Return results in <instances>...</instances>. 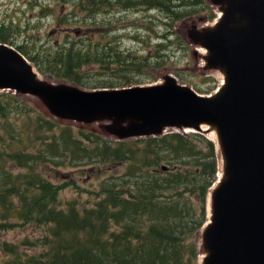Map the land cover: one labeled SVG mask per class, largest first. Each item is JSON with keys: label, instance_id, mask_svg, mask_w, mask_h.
I'll use <instances>...</instances> for the list:
<instances>
[{"label": "trees", "instance_id": "trees-1", "mask_svg": "<svg viewBox=\"0 0 264 264\" xmlns=\"http://www.w3.org/2000/svg\"><path fill=\"white\" fill-rule=\"evenodd\" d=\"M106 1L74 3L91 13L105 8ZM117 1L125 6L141 1L177 16L181 9L205 0ZM66 16L61 21L69 24L103 22L92 15H78V20ZM1 26L0 40L14 42L11 26L6 22ZM101 35L67 33L50 54L28 48L30 41L16 46L40 71L73 83L124 86L145 73L151 62L148 54L124 51L117 43L108 45ZM156 46L152 51L159 57ZM90 64H99L110 78L89 82L83 66ZM117 70L123 72L115 75ZM39 106L22 94L0 92V213L7 220L44 230L37 236L0 241L10 255L5 264H199V234L208 218L207 195L219 171L213 139L195 131L112 139L61 125ZM4 136L15 141L8 144ZM16 141L21 148L13 147ZM67 158L111 167L114 172L99 179L96 196L93 188L83 189L74 179L61 183L47 175L49 168L62 169ZM19 167L23 171H15ZM66 186L78 192L63 198ZM88 191L93 196L83 200Z\"/></svg>", "mask_w": 264, "mask_h": 264}, {"label": "water", "instance_id": "water-1", "mask_svg": "<svg viewBox=\"0 0 264 264\" xmlns=\"http://www.w3.org/2000/svg\"><path fill=\"white\" fill-rule=\"evenodd\" d=\"M212 2L219 18L190 30L207 50L205 68L224 74L211 94L170 72L158 82L120 87L51 81L1 40L0 90L37 96L57 118L99 121L119 139L168 128L214 131L222 173L209 193L201 264H264V0Z\"/></svg>", "mask_w": 264, "mask_h": 264}, {"label": "rangeland", "instance_id": "rangeland-1", "mask_svg": "<svg viewBox=\"0 0 264 264\" xmlns=\"http://www.w3.org/2000/svg\"><path fill=\"white\" fill-rule=\"evenodd\" d=\"M65 1L0 0V28L2 27V23L6 22L7 25L11 26V31L14 33V42L9 44L16 46L23 41H30L28 48L45 49L46 53L50 54L56 48L55 43L65 40L64 38L67 33L80 37L81 35L85 36L87 33L94 31L100 35L103 34L101 35L104 38L103 42L108 45L117 43L118 47L124 51H131L135 54H148L150 56V66L145 69L144 74L138 75V79H132L131 84L158 82L162 80L164 74L170 72L180 82L188 83L195 89L199 88V92L208 94L213 92L224 78V74L220 70L204 67V55L207 50L205 47L202 50V46L194 43L190 37V30L195 26L200 27L212 24L217 18L219 8L214 5L212 0H205L204 3L195 4L192 7L187 6L188 8L185 7L187 8L185 11H182L185 8L181 9V13L177 16L158 6L148 7L146 4L141 3V1L125 6L117 0H108L105 2V8L92 11L91 13H87L86 10L76 7L77 4L74 3V0ZM112 1L113 4H109ZM212 11L214 15L210 17ZM73 13L75 17L71 16ZM90 14L93 18L96 16L98 21L103 22L92 26V24L82 25L77 24L78 22L69 24L66 22L67 20L61 21L63 17H67L66 15L78 20V15H85L86 18H89L91 16ZM10 21L13 24H10ZM110 23L112 24L109 25ZM157 44H164L165 46H161L160 48L156 46ZM33 45H36V47ZM155 46L161 55L159 57H157L156 51H152ZM30 61L35 65L42 77L51 81H67L63 78H57L48 72L40 71L38 66L32 60ZM44 65L48 66L46 62ZM83 68L89 73L90 77L88 80L93 84L95 82L97 83V81L100 82V80L110 78L109 73L99 64H90L83 66ZM122 72L117 70L115 75H119ZM79 85L84 88H94L90 84ZM207 89L209 90L207 91ZM1 91L14 92L10 89H1ZM22 95H24V98L29 97L32 103H36L38 106L40 105L39 108L41 110L43 109L42 111L46 108L49 115L57 119L61 125H72L74 128L98 132L108 138L116 139L115 135L106 134L103 131L98 123L99 121L81 122L73 119L57 118L50 113L44 102L37 96L31 94ZM32 113L34 114V112ZM28 116L27 114L25 118H28ZM8 120L10 121V119ZM28 135L30 136L31 133L28 132ZM4 141L9 144L15 140L6 136ZM21 146L17 141L13 143V147L21 148ZM219 160L221 170V158ZM60 167L62 169L56 170L49 168L47 175L61 183L74 179L83 189L93 188L96 196L98 193L97 185L99 179L106 174L114 172V169L111 167L105 169L99 165L91 166L77 160H71L69 162V158ZM5 169L9 170L6 166ZM15 171H23V168L19 167ZM77 192L74 188L66 186L61 196L67 198L75 195ZM94 193L89 191L84 192L83 200H88V197H92ZM39 230L44 232L42 228ZM39 230L31 226H25L18 221L13 222L7 220L6 217L2 218L0 213V241L2 242L17 241L27 234L37 236L40 234ZM199 245L201 251L198 257V263H200L204 254L202 236L199 238ZM23 249L30 252L33 250L31 248L27 249L26 247H23ZM9 256L0 243V264H5Z\"/></svg>", "mask_w": 264, "mask_h": 264}, {"label": "bare ground", "instance_id": "bare-ground-1", "mask_svg": "<svg viewBox=\"0 0 264 264\" xmlns=\"http://www.w3.org/2000/svg\"><path fill=\"white\" fill-rule=\"evenodd\" d=\"M201 49L204 50L203 47H201ZM209 136L215 137L216 136V133L214 131H211V132H209Z\"/></svg>", "mask_w": 264, "mask_h": 264}]
</instances>
